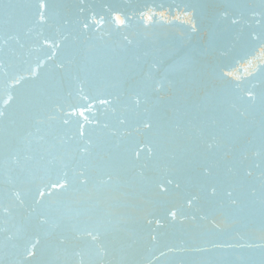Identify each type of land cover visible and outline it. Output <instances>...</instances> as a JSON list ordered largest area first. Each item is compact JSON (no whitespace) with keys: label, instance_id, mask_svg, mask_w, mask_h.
<instances>
[{"label":"water","instance_id":"95a60500","mask_svg":"<svg viewBox=\"0 0 264 264\" xmlns=\"http://www.w3.org/2000/svg\"><path fill=\"white\" fill-rule=\"evenodd\" d=\"M0 264H264V0H0Z\"/></svg>","mask_w":264,"mask_h":264},{"label":"snow or ice","instance_id":"6c2138e0","mask_svg":"<svg viewBox=\"0 0 264 264\" xmlns=\"http://www.w3.org/2000/svg\"><path fill=\"white\" fill-rule=\"evenodd\" d=\"M41 7H43V5H41ZM115 19H116L117 21H119V23H120L121 25H124V21H123V20H120V18H119L118 16H117ZM149 19H150V17H149ZM94 22H95V23H101V24H102L103 21H102V18H101V20H95V19H94ZM83 27H84L85 29H87V28L89 27V24L86 23V24L83 25ZM129 43H130V41H129ZM58 67H60V66H58ZM99 103H100V104H112L113 101L108 100V99H100V100H99ZM133 103H134L137 107H139L140 104L142 103V101L134 99V100H133ZM80 115L83 116V115H84V112L81 111V112H80ZM118 119H119V118H118ZM64 123H68V121L65 120ZM120 123H121V124L125 123V120L120 119ZM141 126H142L144 129H150L151 131H150V133H149V138L147 139V141H146L142 146H141V145H137L136 149L133 150V155H134L135 157H139V156L141 155V153H143V152H147L148 157H149V158H153V157L156 156V152H157V145H156V143H155V139H154L156 133L153 131V123H152L151 120H149V119H145V120H143V121L141 122ZM104 127H105V128H108V125L105 124ZM78 134H79L81 137H83V136L85 135L82 126H81L80 129H78ZM117 134H118V130H109V135H110V136H116ZM89 143H90V142H89ZM88 147H89V144H85L83 150L86 151ZM209 147H212V145H209ZM206 174H207V170H206ZM80 178H81V182H82V183L85 182V177H84V174H83V173H80ZM64 180H65V177H61L60 179H57L56 181L52 182L50 186H51L53 189H57V188H58V189H64L65 191H67V190H69V189L72 187V185H71L70 182L66 185V183L64 182ZM167 183H168V184H172L173 181H172L171 179H169V180L167 181ZM177 186H178V185H177ZM161 188H162V190H164V186H163V185H161ZM39 194H40L41 196H43V195H44V192L41 191ZM229 195H231V194L229 193ZM170 215L173 216V217H175L176 213H175V212H170Z\"/></svg>","mask_w":264,"mask_h":264}]
</instances>
